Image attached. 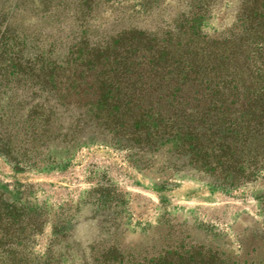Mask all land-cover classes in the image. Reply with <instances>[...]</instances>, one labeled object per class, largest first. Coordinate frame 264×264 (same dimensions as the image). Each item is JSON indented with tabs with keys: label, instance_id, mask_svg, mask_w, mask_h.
<instances>
[{
	"label": "rangeland",
	"instance_id": "rangeland-1",
	"mask_svg": "<svg viewBox=\"0 0 264 264\" xmlns=\"http://www.w3.org/2000/svg\"><path fill=\"white\" fill-rule=\"evenodd\" d=\"M148 1L158 8H146ZM186 1L114 0L95 12L93 22L102 26L91 30L112 33L131 23L154 28L162 14L172 19ZM242 1L211 0L209 31L227 32ZM78 3L0 0V264L23 256L42 263L51 257L53 264H148L166 248L192 244H206L241 264L263 262L264 171L221 184L199 172L163 167L159 158L137 159L112 143L61 151L60 144L46 149L25 139L32 124L26 121L27 96L35 88L30 69L61 62V87L75 69L60 58L65 50L51 34L70 23L69 10ZM165 5L170 16L160 14ZM50 99L44 118L52 128L66 129L72 111Z\"/></svg>",
	"mask_w": 264,
	"mask_h": 264
},
{
	"label": "trees",
	"instance_id": "trees-1",
	"mask_svg": "<svg viewBox=\"0 0 264 264\" xmlns=\"http://www.w3.org/2000/svg\"><path fill=\"white\" fill-rule=\"evenodd\" d=\"M112 1L79 0L69 10L70 23L51 34L65 50L60 58L75 69L66 87L57 84L61 62L30 69L28 82L35 88L27 96L26 121L32 124L25 139L41 141L46 149L60 144L61 151L86 142L112 143L131 149L137 159L159 158L163 167L199 172L221 184L263 172L264 0H243L227 32L209 31L211 0L181 2L167 20L165 5L162 23L154 28L131 23L112 33L92 31L102 26L93 22L95 12ZM52 96L53 103L68 105L66 113L72 111L66 129L52 128L43 116ZM52 260L23 256L16 264ZM148 264L241 263L206 244H192L166 248Z\"/></svg>",
	"mask_w": 264,
	"mask_h": 264
}]
</instances>
